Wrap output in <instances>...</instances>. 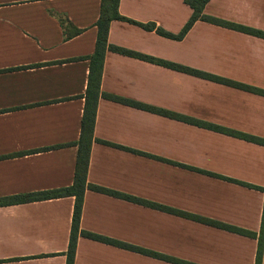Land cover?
<instances>
[{
    "label": "crops",
    "instance_id": "1",
    "mask_svg": "<svg viewBox=\"0 0 264 264\" xmlns=\"http://www.w3.org/2000/svg\"><path fill=\"white\" fill-rule=\"evenodd\" d=\"M102 0H0V198L74 181ZM128 19L178 35L185 0H120ZM208 15L264 31V0H209ZM108 41L264 90V38L198 20L179 38L112 20ZM89 183L259 234L264 94L107 50ZM177 115H179L177 117ZM74 196L0 205V264H66ZM80 227L193 264H255L258 237L87 188ZM74 264H179L80 235ZM261 264H264V252Z\"/></svg>",
    "mask_w": 264,
    "mask_h": 264
},
{
    "label": "trees",
    "instance_id": "2",
    "mask_svg": "<svg viewBox=\"0 0 264 264\" xmlns=\"http://www.w3.org/2000/svg\"><path fill=\"white\" fill-rule=\"evenodd\" d=\"M209 0H185L186 4H188L192 8V15L182 31L175 35L173 33H170L166 30H164L162 27L157 26L153 22L149 23H140L131 19L126 18L125 16L121 15L119 12V3L120 0H102L101 2V12L98 21L96 22V25L98 27V34H97V40H96V47L95 52L93 55L90 56L91 60V69H90V75L88 80V87L85 95V107L84 112L82 116L81 121V133L80 138L75 143L78 146V153H77V159H76V165H75V173H74V181L71 185L55 188V189H48V190H42V191H35L25 194H17V195H11L0 198V205H7V204H16V203H24V202H30V201H38V200H45V199H52V198H59V197H65V196H74L75 203H74V211H73V218H72V227H71V234H70V241H69V247L66 252L67 255V263L66 264H74L75 254H76V247H77V240L80 235L89 237L95 240L103 241L106 243H110L113 245L121 246L124 248H128L131 250H135L141 253L146 254H152L158 257H161L163 259H167L179 264H193L188 261H184L181 259L173 258L164 254L156 253L154 251H150L147 249H144L139 246H134L131 244H127L121 241H118L113 238H109L103 235L95 234L90 231L84 230L80 227V220H81V214H82V208L84 203V195L87 188L105 192L114 196H119L126 198L128 200L139 202L142 204H147L156 208L164 209L169 212L177 213L182 216H186L188 218L196 219L202 222H205L207 224L215 225L220 228H225L234 232H238L241 234H245L248 236L258 237V248L256 253V262L255 264H261L263 252H264V209H263V216H262V225H261V231L259 234H256L255 232L245 230L239 227H235L232 225H228L219 221H215L212 219H207L200 217L195 214H191L188 212H184L181 210H176L168 206L156 204L153 202H147L146 200L130 196L127 194L120 193L118 191L106 189L104 187L94 185L92 183H89L87 180V173L89 168V160H90V149L91 145L94 141V125L96 121V114H97V104L98 100L101 96H105L112 100H118L121 102H124L126 104H130L132 106H137L140 108H144L151 111H157V112H163L161 109H157L150 106H145L143 104H140L138 102L127 100L124 98H120L118 96L108 94L101 89V76H102V70L104 66V60H105V54L107 50H113L116 52L128 54L131 56H136L138 58H142L144 60H150L157 62L159 64L169 66L172 68H176L179 70H184L186 72H189L191 74H195L198 76H202L204 78H208L220 83L229 84L232 86H236L238 88L250 90L252 92L261 93L264 94V90L253 87L247 84L235 82L230 79H226L217 75L208 74L205 72H202L200 70L192 69L186 66L177 65L168 61H164L161 59H155L151 56L144 55L132 50H128L116 45H112L108 41V33H109V26L110 22L112 20H127L131 21L137 24H140L142 27L148 30H156L160 35L166 36V37H172V38H179L185 35V33L192 27V25L198 21H207L211 22L217 25L225 26L228 28L237 29L249 34H253L259 37L264 38V31L255 29L252 27L244 26L241 24H237L231 21H227L221 18H217L211 15H208L204 12L205 5L207 4ZM179 115H177L178 117ZM180 117V116H179ZM183 120L188 122H193L195 124H198L200 126H205L209 128H213L215 130L228 133L240 138H244L249 141H253L259 144L264 145V138L253 136L250 134L234 131L227 129L222 126L214 125V124H208L206 122H202L199 120L192 119L187 116H181ZM242 184H245L250 187L260 188L264 189L263 187L252 185L249 183L240 182Z\"/></svg>",
    "mask_w": 264,
    "mask_h": 264
}]
</instances>
